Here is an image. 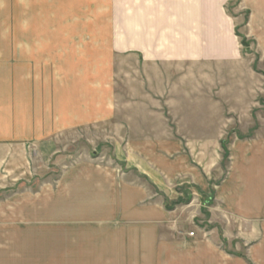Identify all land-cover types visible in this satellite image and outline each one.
Wrapping results in <instances>:
<instances>
[{"label":"rangeland","instance_id":"374dc122","mask_svg":"<svg viewBox=\"0 0 264 264\" xmlns=\"http://www.w3.org/2000/svg\"><path fill=\"white\" fill-rule=\"evenodd\" d=\"M144 2L31 0L34 14L30 10L25 16L30 23L23 26L35 32L37 46L51 48L50 68L37 71V81L42 90L53 81V101L59 102L65 85L56 80H68L69 98L74 89L68 115L79 116L82 123L24 142L14 162L3 152L0 264H125L119 235L123 223L100 221L92 199L65 190V162H82L89 172L107 166L121 181L132 173L147 178L163 194L167 209L201 210L197 223L219 228L208 220L218 213L214 195L227 173L230 151L235 143L264 137V0H226L227 35L224 20L206 22L199 16L204 6H195L194 38L182 31L187 22L180 23L175 37H154L166 20L186 19L188 7L169 4L187 0H164L163 6ZM137 10L136 18L145 21L132 26L145 34L127 38L126 27ZM155 10L162 11L158 21L150 16ZM211 27L221 29L218 45L230 54L234 50L224 62L208 53L215 41L205 37ZM153 50L158 53L150 54ZM220 62L233 66L227 80L217 67ZM140 137L148 139L150 156L180 157V174L191 176L173 183L150 180L134 143ZM161 146L172 148L161 151ZM148 170L156 176L153 168Z\"/></svg>","mask_w":264,"mask_h":264},{"label":"crops","instance_id":"0c3cea01","mask_svg":"<svg viewBox=\"0 0 264 264\" xmlns=\"http://www.w3.org/2000/svg\"><path fill=\"white\" fill-rule=\"evenodd\" d=\"M145 1L142 4L144 6L165 5L164 0ZM225 1L204 0L202 3L200 0L201 3H197L196 0H187L186 3H170L172 6L188 7L187 17L183 21L180 18L166 20V27L160 30L158 26L154 37H175L174 32L180 31V23L187 22V25H182V31H191L194 38L195 30L190 22L195 21L194 7L197 5L204 6L199 16H203L206 22L207 19L209 22L224 20V35H227L228 18L223 8ZM30 2L0 0L1 164L4 162L5 150L8 156L6 160L14 162L18 159L14 154L22 149L21 144L24 142L40 141L67 128L69 124L82 123L79 116L68 115L72 111L69 99L73 98L74 92V89L70 91L69 98L68 80H56L60 86L65 85V92L61 94L59 102L53 101V85H49L53 81L45 82V90L41 89L37 81V71H48L50 68L51 48L42 47L41 43L37 46L35 32L30 31L29 26L25 30L23 26L25 22L30 23L28 16L25 17L30 14V10L34 14V3L30 7ZM139 13L137 10L135 17H130L132 19L125 30L127 38L133 37L136 32L141 33V36L145 34L142 27L132 26V23H144L142 17L136 18ZM161 14L162 11L158 10L150 12V16H155L157 21ZM220 31V28L211 27V35L206 34L205 37L215 40L213 49L208 53L219 56L224 62L234 50L230 54L226 46L218 45L216 36ZM157 53L158 50L150 52L152 55ZM217 67L227 80L228 68L233 66L221 63ZM61 103L63 107L59 106ZM76 107L83 106L77 104ZM138 140L134 143L138 144L140 166L150 180L157 183L160 177L163 181L173 183L179 176L185 175L180 174L184 171L180 167V157L169 158L163 153L150 156L148 139L140 137ZM174 147L177 150L179 148L178 144ZM170 148L172 146H161L160 149L164 151ZM230 156L227 173L214 195L219 205L218 213L213 212L214 216L211 215L208 220L211 223L218 222L219 228L211 230L197 223L201 210L183 212L184 208L180 206L167 209L163 194L157 187L152 188L149 179L144 180L134 173L126 174V178L121 181L107 166L98 169L92 167V172H89L84 169L82 162L77 161L72 166L65 162L61 181L70 194L76 192L81 198L92 199L93 205L99 209L100 221L123 223L119 235L123 239L122 261L125 264H264V137L235 143ZM149 167L153 168L152 172L156 176H151ZM185 176L191 175L188 173ZM201 205L205 211L207 201ZM185 224L189 225V229L185 228ZM185 231L194 232V236L186 235Z\"/></svg>","mask_w":264,"mask_h":264}]
</instances>
